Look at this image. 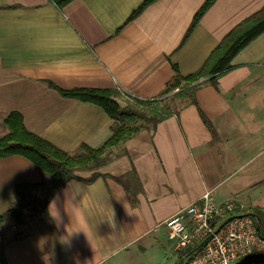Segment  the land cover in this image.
<instances>
[{"label": "crops", "instance_id": "crops-1", "mask_svg": "<svg viewBox=\"0 0 264 264\" xmlns=\"http://www.w3.org/2000/svg\"><path fill=\"white\" fill-rule=\"evenodd\" d=\"M143 1L71 0L59 8L53 0H0V119L19 112L29 132L69 155L83 145L98 149L113 120L53 87L157 98L174 67L196 72L230 30L264 6L215 0L183 42L205 0H155L126 22ZM232 65L216 86L196 91V104L175 103L178 112L156 125L140 122L137 133L107 150L102 166L77 172L57 190L78 182L85 223L72 227L86 235L61 244L64 231L47 216L48 204L27 209L45 198L42 190L21 197L22 224L0 227L8 228L0 233V264H182L192 248L176 247L166 220L201 206L205 193L253 216L264 236V33ZM48 179L22 156L1 158L0 216L18 202L16 185Z\"/></svg>", "mask_w": 264, "mask_h": 264}, {"label": "trees", "instance_id": "trees-1", "mask_svg": "<svg viewBox=\"0 0 264 264\" xmlns=\"http://www.w3.org/2000/svg\"><path fill=\"white\" fill-rule=\"evenodd\" d=\"M53 1L61 8L71 0ZM154 1L144 0L132 11L126 22L132 21ZM214 2L215 0L204 1L195 13L184 35L183 42ZM262 33H264V6L230 30L196 72L181 75L174 67V77L166 84L165 89L157 98L140 99L109 89L61 90L53 87L63 97L98 105L113 120L111 136L98 149L83 145L77 154L69 155L43 138L29 132L25 128L22 115L19 112L8 113L3 119V124L8 131L0 137V159L9 156H22L50 176V179L35 184L16 185L13 194L16 199L18 198V202L21 197L32 198L35 191L44 190L46 195L42 203L45 207L53 193L57 192L66 181L78 178L77 172L93 170L102 166L107 161V157H105L107 150L137 133L140 129V122H146V125L151 123L156 125L178 112L175 103L196 104V91L204 84L216 86L218 79L233 68L234 57ZM111 98L122 100L126 103V107L121 109ZM200 114L204 124L210 127L206 117L201 112ZM51 160L59 162V165L56 166ZM97 175L93 174L85 181L91 182ZM18 202L16 200V205L10 208L4 216H0V227L22 224L23 212L17 205ZM8 217H10V221H7ZM238 264H264V253L248 256Z\"/></svg>", "mask_w": 264, "mask_h": 264}, {"label": "built area", "instance_id": "built-area-1", "mask_svg": "<svg viewBox=\"0 0 264 264\" xmlns=\"http://www.w3.org/2000/svg\"><path fill=\"white\" fill-rule=\"evenodd\" d=\"M202 200L201 206L191 204L166 220L176 247L192 248L182 264H238L254 253H264V237L253 216L236 213L231 203L214 204L209 193Z\"/></svg>", "mask_w": 264, "mask_h": 264}, {"label": "clouds", "instance_id": "clouds-1", "mask_svg": "<svg viewBox=\"0 0 264 264\" xmlns=\"http://www.w3.org/2000/svg\"><path fill=\"white\" fill-rule=\"evenodd\" d=\"M76 184H78V182L70 181L67 187L61 189L59 192H54L46 208V214L55 228L58 230L63 228L64 235L59 237L61 244H68L75 235L80 232L84 233L81 227H72L74 223L77 225L85 223L83 215L79 212V202L82 191L80 187H74ZM70 208L71 212L69 210ZM65 215L69 218L68 224L64 223ZM112 217L113 214L111 215L109 226L114 228L115 224ZM85 264H92V261H86Z\"/></svg>", "mask_w": 264, "mask_h": 264}, {"label": "rangeland", "instance_id": "rangeland-1", "mask_svg": "<svg viewBox=\"0 0 264 264\" xmlns=\"http://www.w3.org/2000/svg\"><path fill=\"white\" fill-rule=\"evenodd\" d=\"M144 123H146V122H141V124L143 125ZM7 131H8V129H7V127L3 124V121L0 119V137L3 135V134H6L7 133ZM42 195H43V198L45 197V194H46V192L44 191V190H42V193H41ZM31 204V205H30ZM29 204V206H27V209H28V211H30L32 208H41L42 206H43V203H42V201H41V199L40 198H34V200L32 201V203H30ZM18 206L20 207V208H22V207H24L22 204H21V200H20V202L18 203ZM8 228H3L2 230L3 231H1L0 233H4L6 230H7ZM17 231H18V229H16L15 230V234H17ZM263 236V235H262ZM264 237V236H263ZM1 238H4V237H1L0 236V239ZM255 254H258V253H255ZM160 261V260H159Z\"/></svg>", "mask_w": 264, "mask_h": 264}, {"label": "water", "instance_id": "water-1", "mask_svg": "<svg viewBox=\"0 0 264 264\" xmlns=\"http://www.w3.org/2000/svg\"><path fill=\"white\" fill-rule=\"evenodd\" d=\"M112 101H114L121 109H124L126 107V103L123 102L122 100L120 99H117V98H111ZM51 162L53 164H55L56 166L59 165V162L55 161V160H51ZM255 254V253H254ZM258 254H262V253H258Z\"/></svg>", "mask_w": 264, "mask_h": 264}]
</instances>
